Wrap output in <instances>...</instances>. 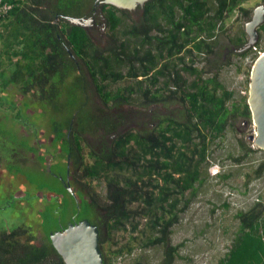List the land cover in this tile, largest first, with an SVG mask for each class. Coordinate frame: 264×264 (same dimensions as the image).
<instances>
[{"label": "trees", "instance_id": "16d2710c", "mask_svg": "<svg viewBox=\"0 0 264 264\" xmlns=\"http://www.w3.org/2000/svg\"><path fill=\"white\" fill-rule=\"evenodd\" d=\"M245 1L149 0L138 22L127 11L100 5L108 41L101 49L83 28L63 19L88 15L93 5L79 11L75 0H2L12 8L0 13V139L6 148L12 144L8 134L14 131L17 141L8 147L9 157L0 150V162L18 181H24L20 185L25 192L36 193L33 206L40 203L41 210L34 231L25 225L0 228V264H64L48 235L66 227L63 214L70 204L75 221L86 219L97 226L103 264L124 260L138 247L157 245L163 247L160 264L181 258V243H170L171 228L203 182L200 173L209 144L222 137L229 119L250 118L245 99L232 100V91L218 81L217 74L207 77L193 65L194 57L213 53L216 36L228 32L226 21L235 12L249 18L250 11L242 7ZM257 30L255 45L236 56L264 52V23ZM227 34L235 50L246 42L241 27L234 35ZM184 75L192 80L187 83ZM138 76L145 78L137 80ZM158 78L163 79L160 88L155 87ZM67 86L69 97L61 104ZM13 87L20 96L18 102L8 93ZM75 87L84 101L67 110L76 100ZM91 90L99 105L92 103ZM166 91L183 109L180 116L166 117L153 129L142 123L140 111L123 106L141 98L159 101ZM82 106L93 110L86 117L85 112L84 119ZM35 112L42 121L45 113L52 116L49 133L42 140L45 147L37 135L32 140V131L47 128L38 120L32 122ZM156 115L154 111L148 120H156ZM133 120L140 130L126 126ZM85 137L95 141L98 152L85 143ZM239 149L240 155L228 157L235 164L260 150L243 143ZM31 154L46 174L35 183L28 182L26 171L16 164H30ZM47 154L56 158L50 172L45 168ZM67 156L75 198L56 177L64 178ZM263 174L261 160L243 174L244 185ZM101 183L104 194L96 189ZM228 207L223 203L224 209ZM232 219L236 222L233 237L216 264H264V197L247 210L236 211ZM39 232L43 236L38 238ZM117 232L125 233V240L112 248Z\"/></svg>", "mask_w": 264, "mask_h": 264}, {"label": "rangeland", "instance_id": "374dc122", "mask_svg": "<svg viewBox=\"0 0 264 264\" xmlns=\"http://www.w3.org/2000/svg\"><path fill=\"white\" fill-rule=\"evenodd\" d=\"M261 3H264V0H247L243 2L242 7L250 11L249 18H240L239 14L235 12V14L230 16L226 21L225 28H227V31L230 32L231 35H234L240 27L244 30V24L250 19L253 8ZM74 5H76L75 8L77 10L83 11L90 5H93V0H75ZM130 17L134 22H138L141 18L140 11L137 10L133 15H130ZM105 29L106 28L99 31H90V36L95 44L101 49L105 48L108 44L107 37L104 34ZM226 34L219 32L215 38L213 53L201 58L194 57L195 61L193 65L198 69L202 68L207 77L217 74L218 81L223 84L227 90L232 91V100L240 101L245 99L246 101L249 83V75H247L246 71L250 73V69L258 55L252 51L243 58L236 56V54L232 52ZM261 45H264V33H262L261 36ZM172 59H174V57H172L171 60ZM163 61L159 62L154 70L159 69ZM125 72L126 68H122L121 73L125 74ZM153 72L154 71H151L150 75ZM184 77H186L187 83L192 80L186 75H184ZM140 79L144 80L143 77L138 76L137 80ZM125 81L131 80L129 79ZM161 85L162 79L158 78L155 87L160 88ZM76 86L78 87L80 85ZM68 87L70 86L63 89V94L59 101L61 104L68 100ZM77 87L73 88L76 94L74 105L67 110L79 107L84 101L80 94V88ZM91 91L93 94H90L92 103L94 105H99V98L94 94L93 90ZM8 93L11 94L16 102H18L20 96L17 94L14 87L9 88ZM132 105L137 104L134 102ZM175 106L177 108L176 110L180 107L183 108L182 104L178 102ZM82 107L83 111H81V117L83 119L87 114H92L93 110H89L87 106ZM51 109L52 107L49 106L48 110L52 111ZM154 111L155 110L149 111L150 113H147L146 116H139L142 119V123H148L149 125L151 124L154 126L155 119L148 120ZM51 117L52 116L49 113H45V120L42 121L38 112L33 113L31 117L33 123L38 120L42 122L43 125H47V128L32 131L34 136L32 140L34 141L37 135L36 139H38L39 142L41 141L42 146L45 144L42 141L45 140L46 137L44 134L48 135L49 133L46 131H49L48 120H50ZM137 124L138 121L133 120L128 122L126 126H129V128L132 129H139L138 126L140 124ZM229 124L230 125L226 126L222 137L217 138L209 144L207 158L202 165L200 173L203 182L200 186H197L196 194L190 198L188 206L179 213L178 222L171 228L172 234L169 238L170 243L172 245L181 243L179 250L181 258L176 259L173 264H216L218 259L227 251V247L233 237L232 233L236 223L232 219L233 214L238 210H247L255 201L264 197V174L258 179H253L247 186L244 185L243 176L250 167L256 165L259 161L264 160V151H255L240 164H235L234 161L228 158L230 155L233 157L240 155V143H243L245 146H249L252 149H258L247 139V137L254 132L251 116L247 119H229ZM144 128L142 125V129ZM8 135L11 139L9 141L14 144V142L17 141L16 134L13 131ZM85 140L94 151L98 152V146L97 144H94L95 141L89 140L88 138ZM12 144H7V147L5 148L2 146V140L0 139L1 154H5L6 157H9L8 147H11ZM45 146H47V144L43 147ZM19 158L20 156L17 157V161H19ZM48 158L49 154L46 156L47 160ZM1 162L0 228H14L19 225H25L32 228L34 231V223L37 224L36 217L38 211L41 210L40 203H36L38 206H33L36 200V193H34L32 189L25 192L26 189L23 190L20 185V183L22 184L24 181H18L16 177L7 171L5 165ZM16 164L19 165L18 167H21L26 171L28 182L29 180H32L35 183L40 175L43 174L42 176H46V174L44 175L41 171L38 163L39 167L35 163L30 165L19 162ZM215 171H217L216 175L213 174ZM226 174L228 175L226 179L221 177ZM96 189L101 194H104V185L102 183L98 184ZM28 193L29 195L24 197V195ZM21 201H23L22 204ZM223 203L229 205L228 209L223 208ZM70 205L71 208H67V210H65L66 214H63V222L66 223L70 221L74 210V206H72V204ZM182 205L183 203H180L178 208ZM123 235H125V233L117 232L115 234L113 242H111L112 248H116L125 240L123 239ZM39 236L42 237L43 233L39 232L38 238ZM162 258L163 247L161 245L154 247H138L134 250L132 255L125 257L124 260H120V264H134L135 261L142 264H160Z\"/></svg>", "mask_w": 264, "mask_h": 264}, {"label": "water", "instance_id": "95a60500", "mask_svg": "<svg viewBox=\"0 0 264 264\" xmlns=\"http://www.w3.org/2000/svg\"><path fill=\"white\" fill-rule=\"evenodd\" d=\"M149 0H96L97 8L99 5H110L119 10L133 14L137 10H143L144 5ZM94 15L103 20L105 19L101 11H95ZM92 16H63V19L83 28L88 33V27L94 22ZM264 23V3L256 5L251 17L244 24L246 42L241 49L234 50L241 53L249 50L258 40V27ZM246 104L250 111L251 121L254 132L247 139L256 148L264 151V52L255 59L249 73L248 95ZM62 180V177H59ZM65 189L74 196V192L68 182V172L64 179ZM50 243L56 253L61 257L64 264H103L102 252L99 248V230L95 224L86 219L76 222H69L65 228L55 230L48 235Z\"/></svg>", "mask_w": 264, "mask_h": 264}, {"label": "flooded vegetation", "instance_id": "af4514ba", "mask_svg": "<svg viewBox=\"0 0 264 264\" xmlns=\"http://www.w3.org/2000/svg\"><path fill=\"white\" fill-rule=\"evenodd\" d=\"M95 1L96 0L93 1V5H96V2ZM97 5H99L97 8H94V6H92V12L90 14H88V15H82V16H85V17L92 16V15H94V12L96 10L97 11H101L100 10V5H102V4H97ZM139 11H140V15H142V10H139ZM104 28L105 27H103V20L98 19L97 16L94 15V22L88 27V34L90 35V31L91 30H97V31H99L101 29L103 30ZM91 39H92V37H91ZM93 42H94V40H93ZM231 49H232V52L233 53H236L234 51L235 49H233L232 46H231ZM152 71H154V70H152ZM172 97H173L172 96V93L170 91H166V92H164L163 98L161 100H159V101H156V102H148L147 100H144V99L141 98V99H137L135 101L137 105L124 104L123 106L127 110H137V111H140L141 115H145V116L147 115V113H150L149 111L155 110L156 113H157L156 120H155V123H154V125H155V124L161 122L166 117H177V116H180V111L183 108L180 107L178 110H176L177 108H176L175 105L177 104L178 101H176ZM110 112H111L112 115H115L114 114V110H111ZM149 127L151 129H153L154 126L150 124ZM139 130H140V128H139ZM85 139H87V137H85ZM29 158H30V161H31L30 165L31 164H34V163L37 164V162H36V158H37L36 155H32L31 154V155H29ZM47 163L48 164L46 165L45 168H46V171L47 172H50V167L52 165L56 164V158L55 157H49L48 160H47ZM69 164H70V158H69V156H67V158H66V168L67 169L65 170L66 172H65L64 178H63V175H59V176L56 175V177L61 182L62 186H64V179L66 178V174L68 172V182H69L70 187L72 188L73 186L70 183V176L71 175H70V171H69L70 170V165ZM37 166H38V164H37ZM59 177H62V180H60ZM72 190L74 192V196L73 195L72 196L75 198L76 197V188L73 187ZM71 219H70L69 222H76L74 216H72ZM62 229H63V227H62Z\"/></svg>", "mask_w": 264, "mask_h": 264}, {"label": "built area", "instance_id": "2783aa9c", "mask_svg": "<svg viewBox=\"0 0 264 264\" xmlns=\"http://www.w3.org/2000/svg\"><path fill=\"white\" fill-rule=\"evenodd\" d=\"M12 5L6 2H2V0H0V13L4 14L6 12H8L9 10H11ZM261 54V53H260ZM217 171H215L213 174L216 175ZM114 264H120V259H118L116 262H114Z\"/></svg>", "mask_w": 264, "mask_h": 264}]
</instances>
